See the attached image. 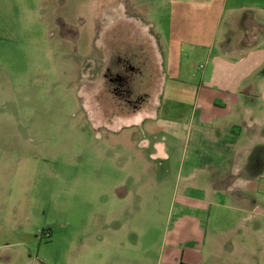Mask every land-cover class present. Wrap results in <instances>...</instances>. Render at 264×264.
<instances>
[{"label": "rangeland", "instance_id": "rangeland-1", "mask_svg": "<svg viewBox=\"0 0 264 264\" xmlns=\"http://www.w3.org/2000/svg\"><path fill=\"white\" fill-rule=\"evenodd\" d=\"M221 1L0 0V230L14 231L0 237V257H11L19 231L24 264H165L161 243L182 184L175 168L157 166L164 177L157 182L130 130L114 134L93 125L149 105L133 94L122 99L112 78L135 65L154 70L152 46L167 66H202L208 54L232 63L218 50ZM242 1L264 7V0ZM136 80L129 78L130 91L141 85ZM175 98L163 96L161 110L179 109L176 118L185 120V99ZM180 140L171 160L180 156ZM120 187L127 193L118 198ZM257 234L251 262L264 264V248L256 251L264 227L261 240ZM210 262L225 263L204 260ZM226 263L249 260L238 252Z\"/></svg>", "mask_w": 264, "mask_h": 264}, {"label": "crops", "instance_id": "crops-1", "mask_svg": "<svg viewBox=\"0 0 264 264\" xmlns=\"http://www.w3.org/2000/svg\"><path fill=\"white\" fill-rule=\"evenodd\" d=\"M217 23L219 55L232 57V63L208 54L202 66H167L151 44L154 70L147 74L141 66L128 68L141 84L132 87L131 94L139 100L149 98V105L130 114L118 113L115 122L93 125L114 134L130 130L135 148L147 150L144 160L152 164L148 173L156 174L158 167L166 171V164L175 168L176 180L182 184L171 215L174 220L161 243L165 264H205V259L227 264L238 252L252 264V235L258 232L261 240L264 227V7L222 0ZM223 66L233 68V74H213ZM93 82L92 76L90 98ZM148 83L155 86L149 89ZM165 95L185 99V120L176 118L182 113L179 109L161 110L159 101ZM153 129L164 131L166 137L142 136ZM177 139H181L180 156L171 160ZM130 140L121 141L122 146H129ZM154 178L164 179L157 174ZM119 189L118 198L126 196V189ZM13 233L0 230V237ZM15 233L16 250L10 258L0 257V264H24V242L19 231ZM260 244L256 251L264 248V241Z\"/></svg>", "mask_w": 264, "mask_h": 264}, {"label": "flooded vegetation", "instance_id": "flooded-vegetation-1", "mask_svg": "<svg viewBox=\"0 0 264 264\" xmlns=\"http://www.w3.org/2000/svg\"><path fill=\"white\" fill-rule=\"evenodd\" d=\"M129 68V67H128ZM104 77H110V72L108 67L106 66L104 69ZM114 73V72H113ZM129 78H131V73L126 69L120 70L117 74L114 75L112 79L117 80L115 90H118V93L121 95L122 99L126 100V98L130 97V89H129ZM129 89V90H128ZM126 94V95H125ZM130 100V99H128Z\"/></svg>", "mask_w": 264, "mask_h": 264}]
</instances>
